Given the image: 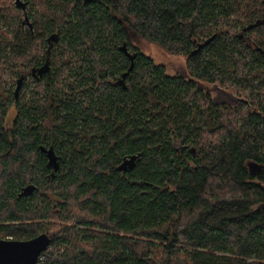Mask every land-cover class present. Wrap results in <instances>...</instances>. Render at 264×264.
I'll list each match as a JSON object with an SVG mask.
<instances>
[{
  "label": "trees",
  "instance_id": "1",
  "mask_svg": "<svg viewBox=\"0 0 264 264\" xmlns=\"http://www.w3.org/2000/svg\"><path fill=\"white\" fill-rule=\"evenodd\" d=\"M29 1L34 32L0 6V240L47 234V264H264V57L238 37L250 2ZM137 41L187 57V76ZM22 76L35 93L16 99ZM210 84L249 100L217 103Z\"/></svg>",
  "mask_w": 264,
  "mask_h": 264
},
{
  "label": "water",
  "instance_id": "2",
  "mask_svg": "<svg viewBox=\"0 0 264 264\" xmlns=\"http://www.w3.org/2000/svg\"><path fill=\"white\" fill-rule=\"evenodd\" d=\"M15 4L17 9L22 10L26 13L28 6L27 2L16 0ZM24 24H28L32 28L28 15L25 16ZM121 50L126 53L131 62L127 73L123 77L125 79L126 75L129 76L134 69L135 55L128 52L125 45L121 48ZM46 72H48V63L45 65V67L40 69V73L42 75ZM25 78V76H22L17 81V86L14 92L16 99L19 98V94ZM183 142L184 140H182L181 143ZM183 149L184 148H182V150ZM40 152L47 157V166L49 168H52L54 172H58L61 168V165L59 157L57 156L54 148L41 146ZM136 159H138V156H133L125 159V161L120 166V170L122 172H125L128 169H132L134 167ZM50 244L51 239L47 234H41L33 239L25 241L0 240V264H38L41 255L48 250Z\"/></svg>",
  "mask_w": 264,
  "mask_h": 264
},
{
  "label": "rangeland",
  "instance_id": "3",
  "mask_svg": "<svg viewBox=\"0 0 264 264\" xmlns=\"http://www.w3.org/2000/svg\"><path fill=\"white\" fill-rule=\"evenodd\" d=\"M22 1H25V0H22ZM15 2H16V0H0V6L7 7V9L9 11H16V12L19 11L21 13L22 20H24V12L22 10L17 9ZM40 7H41V5H39V2H37V3L32 2V4L30 5V8H28V13L33 14L35 12V9H39ZM19 24H21V23H19ZM17 26H18V23H17ZM2 40H4V39H2ZM2 43H3V41H2ZM3 45H4V43H3ZM135 45L146 56L152 58V60L154 61V63L156 65L164 67L166 72L169 75L173 76V75L182 74V75L187 76L188 67L190 65L187 57L180 56V55H171L170 53H168L167 51L162 49L160 46H158L156 44L148 43L146 41H137L135 43ZM41 51H42V49H41ZM5 80H7L9 82L10 79H9L8 75L5 76ZM25 86L30 87V89L27 91V96L28 97L32 96V94L35 93L34 92V89H35L34 84H32V82L26 81ZM15 88H16V85L13 86V92L15 91ZM202 88L204 90L208 91L209 94L211 95V97L214 98L217 103H225V100L229 99L231 101L230 103L239 106L240 104H244V103H246V101L249 100V97H247L246 95L240 98L232 90L222 89L218 85H214V84L202 85ZM247 92H248V90H247ZM233 100H236V101H233ZM16 114H17V112L15 109H11L8 112V115H7L6 121H5L6 128L9 129L12 126L13 121L16 117ZM46 124H49V123H46ZM181 142H182V140H176L175 147L177 149L186 148L188 146L185 142H183V143H181ZM9 239L10 238L1 239V240H9ZM54 250H56V246L49 247V251H54Z\"/></svg>",
  "mask_w": 264,
  "mask_h": 264
},
{
  "label": "flooded vegetation",
  "instance_id": "4",
  "mask_svg": "<svg viewBox=\"0 0 264 264\" xmlns=\"http://www.w3.org/2000/svg\"><path fill=\"white\" fill-rule=\"evenodd\" d=\"M250 8L253 9V12L256 13V19L251 21L249 24H247L245 27H243L239 31V39L244 42L245 47L250 51L251 54L258 55L260 57H264V0H248ZM24 2L28 3L27 11L24 12V19L25 16L28 15V8H30V1L25 0ZM31 25L32 22L30 21ZM23 29L24 30H30L31 32H34V27L32 28L28 24H24ZM217 35L214 34L212 37H208L204 39L203 41L195 40V48L192 55H196L198 52L204 51L206 48H208L210 45L213 44V42L217 39ZM28 72V71H25ZM33 75H35V72H32ZM259 82V80H256ZM25 84V83H23ZM23 87V86H22ZM222 88V87H220ZM16 89V88H15ZM223 89V88H222ZM15 92V91H14Z\"/></svg>",
  "mask_w": 264,
  "mask_h": 264
},
{
  "label": "built area",
  "instance_id": "5",
  "mask_svg": "<svg viewBox=\"0 0 264 264\" xmlns=\"http://www.w3.org/2000/svg\"><path fill=\"white\" fill-rule=\"evenodd\" d=\"M38 264H47L44 259H39Z\"/></svg>",
  "mask_w": 264,
  "mask_h": 264
}]
</instances>
